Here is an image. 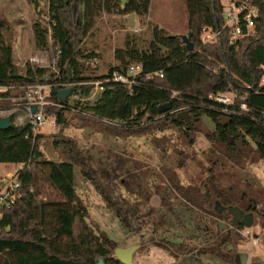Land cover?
I'll return each mask as SVG.
<instances>
[{"label": "trees", "instance_id": "obj_1", "mask_svg": "<svg viewBox=\"0 0 264 264\" xmlns=\"http://www.w3.org/2000/svg\"><path fill=\"white\" fill-rule=\"evenodd\" d=\"M40 13L41 0H29ZM152 0H49L48 23L33 26L36 48L46 51L52 45L61 52L58 74L45 68L27 67L25 75L15 73L13 49L6 43L7 26L0 20V87L9 88L0 93V105L24 94L23 88L37 83L59 85L74 84V91L88 99L100 82L103 91L91 105L77 101L73 107L51 109L56 124L62 128L53 136L56 148L67 154L69 161L47 160L41 151V139L24 120L18 122L20 112L11 116V128L0 130V163L23 166L18 171L21 197L11 206H0V264H123L115 257L114 243L104 234H96L87 222L89 212L77 194L76 168L88 180H93L86 169L84 156L73 141L64 135L70 111L85 122L108 126L104 121L117 122L115 129L131 133L155 129L164 133L168 127L178 129L183 137L193 143L206 116L215 129L206 135L208 141L222 146L227 158L238 163L255 152L264 161V0H253L258 12L257 25L237 44H231L229 33H224L214 44L202 42V30L223 27L225 6L221 0H184L188 11V31L195 49L188 52L178 35H171L158 26L152 29V39L146 48H140L134 39H128L123 48L115 51L117 65L107 75H85L87 65L97 58L84 48L87 36L103 14L128 17L136 14L145 19L150 13ZM132 64H142L143 74L131 89L112 81L114 73L125 74ZM71 79H70V72ZM158 73L164 77L159 78ZM148 76V77H147ZM151 76V77H150ZM58 91L52 90V100L59 102ZM171 91L179 92L172 100ZM238 94L237 105L244 102L249 111H240L223 117L224 108L207 100L211 94ZM171 107L161 114L159 108ZM189 106L191 120L184 121L172 111ZM71 108L73 110H71ZM222 108V109H221ZM69 113V112H68ZM109 127H111L109 125ZM28 137V138H27ZM107 208L128 227L135 215L97 187ZM46 189L51 197L45 196ZM215 196L222 206H234L230 191H217ZM247 211H256L249 201ZM216 212V209H215ZM217 213V212H216ZM218 214V213H217ZM226 212L218 214L228 218ZM236 228H244L242 226ZM224 246L230 239L219 236L216 240ZM228 264H236L229 253Z\"/></svg>", "mask_w": 264, "mask_h": 264}, {"label": "rangeland", "instance_id": "obj_2", "mask_svg": "<svg viewBox=\"0 0 264 264\" xmlns=\"http://www.w3.org/2000/svg\"><path fill=\"white\" fill-rule=\"evenodd\" d=\"M230 1L221 0L225 7ZM39 10L29 0H0V20L7 26L5 40L13 49L18 75H25L28 66L58 74L56 48L37 49L33 32L35 23L47 25L49 0H41ZM136 17L142 19L136 14H103L98 19L83 45L88 53L97 54L85 75H107L117 65L115 51L128 39L146 48L155 26L180 37L189 33L184 0H152L145 21ZM31 59L39 63H31ZM77 96L74 92L69 99L71 107L80 101ZM82 101L86 105L94 103ZM68 112L64 114V135L82 152L85 168L93 177L88 180L81 168H76L77 194L89 212L87 222L96 234H104L114 243L115 251L133 250L131 264H228L227 253L236 264H243L240 255L247 256L246 264H264V161L255 152L238 163L230 161L222 146L207 140L206 135L215 126L206 116L191 143L173 127L164 133L155 129L131 133L85 122ZM48 119L55 126L38 131L41 151L47 160L69 161L53 142L62 128L50 111ZM21 169L23 166L0 163V196ZM97 187L116 200L122 198L124 206L135 213L128 227L107 208ZM46 190L40 200L51 197V191ZM217 191H230L237 202L234 206L254 214L251 228H236L228 215L218 217L215 209L220 200L208 195ZM249 201L256 205V211H247ZM220 224L224 226L222 231ZM219 236H228L230 242L219 245Z\"/></svg>", "mask_w": 264, "mask_h": 264}, {"label": "built area", "instance_id": "obj_3", "mask_svg": "<svg viewBox=\"0 0 264 264\" xmlns=\"http://www.w3.org/2000/svg\"><path fill=\"white\" fill-rule=\"evenodd\" d=\"M253 0H231L229 5L224 8L223 11V27L219 30H213L212 28H204L202 30V42L204 44H214L218 42L224 31L229 33V40L231 44H237L240 40L244 39L249 32L255 28L258 20V12L252 5ZM137 31V30H136ZM61 52L56 48L55 57L57 59L56 66H58L60 60ZM31 63L37 64L39 61L37 59H31ZM142 64H132L125 74L114 73L112 81L115 83H120L125 85L127 88L131 89L137 84V80L143 74ZM159 78H163V73H158ZM148 77V76H147ZM151 77V76H150ZM261 84H264V76L262 78ZM95 89L91 96L87 100H95L97 94L103 91L101 83H94ZM74 84H59V85H49L37 83L34 85L27 86L23 88L24 94L18 98H11L9 104L0 105V117L6 118L14 116L22 112L23 114L18 117V122H23L24 120L33 128L34 135H38V131L46 126H55V123H49L48 112L54 108H66L59 102L52 100V90L56 88L57 90H64L68 88H74ZM7 87H0V93L8 91ZM75 92V91H74ZM75 95L77 96L76 92ZM179 92L171 91L172 100H176L179 97ZM79 97V95L77 96ZM239 99L238 94L235 92L230 93H219L211 94L207 97L209 102L215 105H220L224 107L221 110L223 117H230L236 114L233 109L237 107L240 111L248 112L249 108L246 103L242 102L237 105ZM83 99L80 98V101ZM233 108V109H232ZM36 110L35 112L33 110ZM71 110H73L71 108ZM189 106H182L171 113L181 114L188 113ZM110 126H119L117 122L104 121ZM28 138V137H27ZM3 183L6 180L1 181ZM20 184L18 179L13 181L10 186L6 189L5 193L0 196V206L11 207L19 198L17 190Z\"/></svg>", "mask_w": 264, "mask_h": 264}, {"label": "water", "instance_id": "obj_4", "mask_svg": "<svg viewBox=\"0 0 264 264\" xmlns=\"http://www.w3.org/2000/svg\"><path fill=\"white\" fill-rule=\"evenodd\" d=\"M192 33L189 32L187 36H181V40L186 46V50L188 52H193L195 49V46L193 42L191 41ZM70 72V70H69ZM15 73H17V68H15ZM71 72H70V79H71ZM74 89L68 88L64 90L58 91V99L62 105H67L69 102V99L73 96ZM171 107L169 105H164L159 108V112L161 114L170 112ZM36 111L35 109L33 110ZM178 117L184 121L189 122L191 120V117L189 113H181L178 115ZM11 128V118L10 117H0V130L6 131ZM216 212L218 214H222L226 212L230 217H232V224L235 227L242 226L244 228H251L254 224V214L253 213H245L241 208L236 206H222L220 203L216 204ZM223 224H220L219 231H222ZM230 249V248H229ZM133 250H116L115 251V257L123 264H131V255ZM242 259V263L246 264L247 256L246 255H240ZM237 263H239V260L237 259ZM98 264H104L102 259L98 260Z\"/></svg>", "mask_w": 264, "mask_h": 264}, {"label": "crops", "instance_id": "obj_5", "mask_svg": "<svg viewBox=\"0 0 264 264\" xmlns=\"http://www.w3.org/2000/svg\"><path fill=\"white\" fill-rule=\"evenodd\" d=\"M132 16H130L129 18H131ZM136 19H138V21H142V19H139L138 17H136ZM148 20L150 19L149 17L147 18ZM146 19V21H147ZM144 20V19H143ZM151 20V19H150ZM145 21V20H144ZM143 22V21H142Z\"/></svg>", "mask_w": 264, "mask_h": 264}, {"label": "flooded vegetation", "instance_id": "obj_6", "mask_svg": "<svg viewBox=\"0 0 264 264\" xmlns=\"http://www.w3.org/2000/svg\"><path fill=\"white\" fill-rule=\"evenodd\" d=\"M246 213V212H245Z\"/></svg>", "mask_w": 264, "mask_h": 264}]
</instances>
